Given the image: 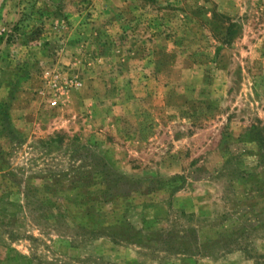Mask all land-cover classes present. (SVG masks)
Segmentation results:
<instances>
[{"label": "rangeland", "instance_id": "obj_1", "mask_svg": "<svg viewBox=\"0 0 264 264\" xmlns=\"http://www.w3.org/2000/svg\"><path fill=\"white\" fill-rule=\"evenodd\" d=\"M0 264H264V0H0Z\"/></svg>", "mask_w": 264, "mask_h": 264}, {"label": "trees", "instance_id": "obj_2", "mask_svg": "<svg viewBox=\"0 0 264 264\" xmlns=\"http://www.w3.org/2000/svg\"><path fill=\"white\" fill-rule=\"evenodd\" d=\"M126 192L125 191H121V196L125 195ZM96 200V199H94ZM85 204L87 203H84V202H76V203H73L72 204V207L74 208V211L80 207H83ZM119 211L117 212H114L111 214V218H110V221H111V225L110 223H107V222H102L101 225H99V229H88V228H84L82 226H76L77 228H79L81 231H84L90 235L92 234H96V233H100V231L104 232V231H109V234L112 238H116L117 235H120L122 234L123 232L121 231V227H122V223L119 222L118 220V217H117V214H118ZM87 215V214H85ZM87 216H90V215H87ZM71 217H74L75 220L77 221H82L81 218H79V215H71ZM46 220H49L50 218H45ZM89 222L93 221V220H88ZM83 224H85V221H82ZM103 224L105 226H103ZM119 227V229H118ZM118 229V230H117Z\"/></svg>", "mask_w": 264, "mask_h": 264}, {"label": "built area", "instance_id": "obj_3", "mask_svg": "<svg viewBox=\"0 0 264 264\" xmlns=\"http://www.w3.org/2000/svg\"><path fill=\"white\" fill-rule=\"evenodd\" d=\"M50 105H51V106H54V105H55V102H51Z\"/></svg>", "mask_w": 264, "mask_h": 264}]
</instances>
